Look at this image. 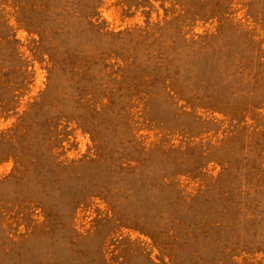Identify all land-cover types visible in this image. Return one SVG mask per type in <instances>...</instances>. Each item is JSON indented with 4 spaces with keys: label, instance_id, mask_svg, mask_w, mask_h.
<instances>
[{
    "label": "rangeland",
    "instance_id": "374dc122",
    "mask_svg": "<svg viewBox=\"0 0 264 264\" xmlns=\"http://www.w3.org/2000/svg\"><path fill=\"white\" fill-rule=\"evenodd\" d=\"M0 264H264V0H0Z\"/></svg>",
    "mask_w": 264,
    "mask_h": 264
}]
</instances>
